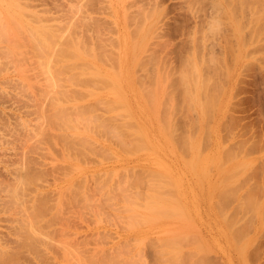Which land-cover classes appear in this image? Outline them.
Wrapping results in <instances>:
<instances>
[{"label": "rangeland", "instance_id": "rangeland-1", "mask_svg": "<svg viewBox=\"0 0 264 264\" xmlns=\"http://www.w3.org/2000/svg\"><path fill=\"white\" fill-rule=\"evenodd\" d=\"M258 1L0 0L7 18L56 27L0 34L1 247L17 250L9 226L33 200L49 221L39 255L10 264H264ZM67 35L101 56H61ZM94 116L120 128L94 133Z\"/></svg>", "mask_w": 264, "mask_h": 264}, {"label": "bare ground", "instance_id": "bare-ground-1", "mask_svg": "<svg viewBox=\"0 0 264 264\" xmlns=\"http://www.w3.org/2000/svg\"><path fill=\"white\" fill-rule=\"evenodd\" d=\"M258 1V0H257ZM259 2V1H258ZM264 2V1H263ZM262 2V0H261V2L260 3H263ZM8 7V6H7ZM9 8V7H8ZM8 12H6V11H3L1 8H0V34H5L6 33V26L11 22L12 23V25H13V30H12V35L15 33V31H17V30H20V31H27V33L29 32V30L31 31V33H29V37H32L33 36V34H34V32H39L40 33V35L42 36H47V37H49V38H51V39H55V36H54V34L51 32V31H49L50 30V28L49 27H51V28H56L55 26H47V25H49V19L45 16H42V15H35L34 16V21H35V23L38 25V27L36 28V29H33V27H31V26H29L28 25V23H27V21H26V19L23 17V20L21 21L20 19L19 20H17L14 16H12L11 14L9 15V18H7L6 17V14H7ZM32 17H33V15H32ZM215 23V22H214ZM36 25V26H37ZM214 25V27H212ZM212 26H211V31L212 30H214V29H216L215 27V24H213ZM27 27V29H26V27ZM214 28V29H213ZM206 30H208V29H206ZM209 31V30H208ZM33 33V34H32ZM67 37L70 39V40H65V42H62V43H60V49H59V51H58V54H60L61 56H66V55H68L70 52L69 51H72V53H73V55L75 56V60L77 61V62H80L81 60H83V56H87V57H90L91 59H95V58H97L98 56H101V54H99V53H97V54H95V50H92V49H94V47L97 45V44H95V45H93L94 44V42L92 41H90V39H89V41H87V39L85 40V38L84 39H79L78 38V36L76 35V36H71V35H67ZM29 39V38H28ZM83 40H85L86 42H83ZM90 42V43H89ZM42 43H43V39H42ZM42 43H41V46H40V48L42 49V51H41V55H43V54H45L46 53V50L43 48V46H42ZM88 45V43H89V47L91 46L92 48H90L89 49V47L87 48L86 46V44ZM86 46H85V45ZM93 46H92V45ZM20 46H21V43L20 44H18L17 45V47H16V49H15V52H14V54H15V58H17V57H19V54H20V57L24 54V57L26 56V46H24L23 48H24V51L25 52H23V50H21V51H19L18 52V50H19V48H20ZM63 46H67V47H65L64 49H63ZM99 46V47H98ZM97 47L98 48H96V50H97V52H99V50H101V49H99V48H101V45H97ZM103 49V48H102ZM17 50V51H16ZM102 51V50H101ZM22 54V55H21ZM17 56V57H16ZM211 59V58H210ZM212 60V59H211ZM95 68V70H96V72H99V69L97 68V67H94ZM79 69V71L82 73V71H81V69L80 68H78ZM95 77V76H94ZM98 77V76H97ZM186 77V76H185ZM100 79H102L101 77H100ZM194 83L196 84L197 82H196V80L194 81ZM201 86L202 87H205L206 86V82L205 81H202L201 82ZM112 90H114V92H115V94H117V92H118V90H117V88H113V85H110L109 86V91L112 93ZM101 98H96V100H95V103H101V101H99ZM206 99H208V101L206 102V107H207V109L209 108V107H211V98H207L206 97ZM102 100V99H101ZM218 100V99H217ZM108 101V100H107ZM113 101V99L112 100H110V101H108V102H106V104H108V103H111ZM115 103H117L116 102V100H115ZM61 110H64L65 111V108H60ZM61 116H64V114H61ZM19 120H20V118H19ZM51 120V123H52V125L54 124V120L55 121H58V119H55V117H53V118H51L50 119ZM109 121H112V118H109L108 119ZM81 121H86V120H81ZM61 123H62V121H60ZM50 123V124H51ZM78 123H80V121H78L76 124H78ZM54 126H56L55 124H54ZM116 126H118V124L116 123V122H114V123H112V124H108V121H106V120H104L103 118H100V117H98V116H94L93 117V119L91 120V124H90V128H91V131L92 132H94V133H98V134H100V133H104V134H106V132H108V131H111L112 129H115V132L117 133V131H118V129L120 128V127H116ZM74 128V127H73ZM128 129L130 130V126L128 127ZM131 130H130V135H131ZM80 133H82V131L80 130V129H77V132H75V136H72V137H75L76 139H78V141L79 140H81V142H80V145L82 146V144H83V137L85 138V139H87L88 137L86 136V135H83V136H80ZM85 133V132H84ZM83 133V134H84ZM122 142H123V145L125 146V147H128V148H134L135 146H133V145H129V144H127V143H125L124 142V140H122ZM66 144H68V143H66ZM80 145L79 144H77V148H79L80 147ZM105 145V144H104ZM233 165V164H232ZM237 167V166H236ZM232 169H234V168H232ZM129 172V171H128ZM131 172V171H130ZM133 173H134V171H132ZM45 173V172H44ZM44 173H42V174H44ZM102 173H104V172H102ZM102 173L101 174H98V175H102ZM113 173V172H112ZM136 173V172H135ZM134 173V174H135ZM138 174L140 173V172H137ZM142 173V172H141ZM134 174H132L131 173V175L130 176H132V175H134ZM40 175V174H39ZM44 175H46V174H44ZM108 175V174H107ZM110 175V174H109ZM141 175V174H140ZM140 175H138V176H140ZM36 176V175H35ZM105 177L106 175L104 174V175H102V176H100V177ZM34 177V176H33ZM103 177V178H104ZM108 176H106V178H107ZM38 178V177H37ZM41 178V177H40ZM83 178H85V177H83ZM229 178H231V177H229ZM29 179H31L30 177H29ZM42 180V179H41ZM137 179L136 178H134V181H136ZM33 181H35V179L33 180ZM82 181V180H81ZM228 181V180H227ZM83 182V181H82ZM132 184V181H131V183H129V185H131ZM231 185H233V184H231ZM132 186H134V185H132ZM40 192V191H39ZM38 194V193H37ZM12 198H14V197H12L11 196V199ZM36 198V197H35ZM34 198V199H35ZM41 198H43V197H41ZM45 199V198H44ZM40 200V199H39ZM42 200V199H41ZM35 200H33L32 201V204H31V207L30 208H32V206H33V214L31 215L30 213H28V214H26L25 215V212H24V214L23 215H25V217L24 218H19L17 221H16V224H12V225H10L9 227H10V230H11V234L12 235H14L15 237H16V241L17 242H13L14 244L16 243V245L15 246H17V244H18V246H17V250L16 251H14L13 250V252H11L12 254H9V250H7L8 252H6V250H5V248H3V247H1V244H0V264H10V263H13V260H14V262H15V260L16 259H18L17 257H18V254H19V251H21L22 249H30V250H32L34 253H36V254H38L37 253V246H38V244L37 243H39V242H41L42 241V239H40V237H39V235L40 234H42V232H43V225H42V223L44 224H49V221L47 222L46 220H45V218H43L42 219V216H44L43 215V212H42V210L43 209H45V204H44V202H42V201H38V199H37V201H35ZM36 203V204H34V203ZM0 204H1V202H0ZM10 208H12V207H10ZM10 208H7V210L8 209H10ZM47 209H45V211H46ZM44 211V210H43ZM7 212V211H6ZM45 214H47V211L45 212ZM42 215V216H41ZM48 215V214H47ZM51 216V214L49 215V217ZM50 219H52V217H50ZM49 219V220H50ZM47 220H48V218H47ZM45 227V226H44ZM42 229V230H41ZM240 232V230L237 232V233H239ZM233 233V232H232ZM231 234V233H230ZM243 234V233H242ZM232 235V234H231ZM240 235V234H239ZM238 235V236H239ZM244 235V234H243ZM242 235V236H243ZM36 236V237H35ZM38 236V237H37ZM235 236V235H234ZM237 236V237H238ZM241 236V235H240ZM245 236V235H244ZM243 236V237H244ZM34 237H35V239H34ZM232 238H233V236H231ZM38 238V239H37ZM240 238H242V237H240ZM37 239V240H36ZM235 239V238H234ZM7 240V239H6ZM38 240H41V241H39L38 242ZM37 241V242H36ZM234 242H235V240H233ZM237 241V240H236ZM11 242V241H10ZM11 242V243H12ZM37 244V245H36ZM119 248V247H118ZM118 248H116V249H118ZM21 249V250H20ZM240 249V248H239ZM29 251V250H28ZM240 251H242V250H240ZM30 252V251H29ZM238 252V251H237ZM32 253V252H31ZM240 253L241 252H239V255H240ZM33 254V253H32ZM36 254H33L34 256L36 255ZM39 255V254H38ZM242 255V254H241ZM20 256V255H19ZM36 257H38L37 255H36ZM42 257H39V259H41ZM101 259L103 260L102 262H104L103 264H120V263H118V261H117V259H116V257L115 256H107V257H105L104 258V256H102L101 257ZM9 261H11V262H9ZM17 261V260H16ZM75 264V263H74ZM76 264H79L78 262H76Z\"/></svg>", "mask_w": 264, "mask_h": 264}]
</instances>
